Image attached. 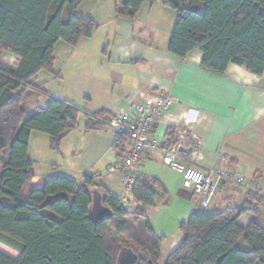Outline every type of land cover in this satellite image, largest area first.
<instances>
[{
  "label": "trees",
  "instance_id": "1",
  "mask_svg": "<svg viewBox=\"0 0 264 264\" xmlns=\"http://www.w3.org/2000/svg\"><path fill=\"white\" fill-rule=\"evenodd\" d=\"M90 0H0V54L19 60L16 69L0 65V244L17 252L13 259L0 252V264H161L158 236L145 214L166 193L160 181L140 175L133 190L138 204L130 211L120 198L101 190L113 217L96 225L90 217L95 178L82 183L57 177L26 193L33 180L28 158L33 131L50 137L58 150L62 140L78 128L108 127L114 117L107 110L94 113L49 95L37 75L53 72L54 49L62 41L77 46L97 29L91 17L75 14ZM117 15L133 20L147 0H116ZM176 13L168 52L180 59L203 54L201 67L223 75L230 65L264 76V0H162ZM58 77V74H56ZM41 95L46 107L30 115L29 100ZM168 145L176 142V129L167 131ZM118 157L121 146H116ZM260 195L249 192L240 207L218 213L194 212L179 225L181 244L163 264H264V210ZM250 213L244 229L238 220ZM133 221H130V219ZM121 237V238H117ZM127 238V239H125ZM123 251V253H122Z\"/></svg>",
  "mask_w": 264,
  "mask_h": 264
},
{
  "label": "crops",
  "instance_id": "2",
  "mask_svg": "<svg viewBox=\"0 0 264 264\" xmlns=\"http://www.w3.org/2000/svg\"><path fill=\"white\" fill-rule=\"evenodd\" d=\"M166 9L162 0H147L129 20L117 15L116 0L83 2L75 14L93 18L97 29L75 47L58 42L53 72L42 71L36 77L50 96L90 113L107 110L114 118L134 98L170 96L174 100L172 109L152 131L153 148L143 154L140 169L141 175L158 179L166 193L154 206L145 208L155 233L165 238L161 246L164 261L183 241L180 223L194 212H205L198 207L197 198L183 190L182 174L164 165L162 150L154 147L167 140L169 128L176 129L177 134L181 129L188 131V148L195 146V139L201 142L202 169H210L218 157H223L249 184L264 191V76L236 65H230L223 75L207 72L201 67L200 51L186 59L171 55L168 43L174 25L165 37L163 25H159ZM19 63L15 59L13 66H1L16 69ZM47 104V97L33 96L29 100L30 115ZM78 123L58 150L52 149L48 135L31 133L28 158L34 177L26 193L42 188L51 178L82 183L85 176H91L97 187L89 191L105 189L117 197L115 179L123 185V172L111 126L87 131L84 115ZM244 201L238 187L225 184L208 210L218 213L240 207ZM133 205L126 207L133 211L140 204L134 201ZM251 220L252 215L247 213L238 224L246 229ZM168 224L177 230L169 233L165 227Z\"/></svg>",
  "mask_w": 264,
  "mask_h": 264
},
{
  "label": "built area",
  "instance_id": "3",
  "mask_svg": "<svg viewBox=\"0 0 264 264\" xmlns=\"http://www.w3.org/2000/svg\"><path fill=\"white\" fill-rule=\"evenodd\" d=\"M173 105L174 100L170 96L153 100L134 98L129 101L127 109L116 113L110 126L115 145L122 148L121 168L125 194L120 200L123 205H133V190L140 179L143 154L153 148L152 131ZM187 134L186 129H181L174 144L168 145L165 141L154 147L162 150L164 165L182 174L183 190L197 198L198 207L202 211L213 205L220 188L225 184L238 187L242 196L249 192L260 195L263 203L258 208L264 210V191L249 184L242 172L231 167L227 159L218 157L210 169H202L199 165L203 158L199 149L201 142L195 139V146L188 148Z\"/></svg>",
  "mask_w": 264,
  "mask_h": 264
},
{
  "label": "rangeland",
  "instance_id": "4",
  "mask_svg": "<svg viewBox=\"0 0 264 264\" xmlns=\"http://www.w3.org/2000/svg\"><path fill=\"white\" fill-rule=\"evenodd\" d=\"M175 12L171 11V9L169 10L168 8L166 9V13L164 14V16H160L161 17V21L159 25H163L164 30L162 29V32L165 33L164 37L168 35V33L170 32V30L172 29L173 25H175ZM167 29V30H166ZM171 33V32H170ZM7 56L9 58H7ZM14 58V59H13ZM16 59V57H12L11 54H9L8 52H2L0 54V65H9V66H13V62ZM115 188H116V195L117 198H121L124 194H125V189L122 185L121 182V186H120V180L119 179H115ZM134 207L131 206V208ZM211 210H207L205 212L209 213ZM130 221H133V219L131 218ZM167 231L169 233H172L173 231L177 230L176 226H173L172 224H168L167 226H165ZM117 238H121V237H117ZM122 239V238H121ZM127 239V238H125ZM0 252L4 253L5 255L13 258V259H18L19 258V254L11 249H9L8 247L0 244ZM165 261L162 259L161 260V264H163Z\"/></svg>",
  "mask_w": 264,
  "mask_h": 264
},
{
  "label": "water",
  "instance_id": "5",
  "mask_svg": "<svg viewBox=\"0 0 264 264\" xmlns=\"http://www.w3.org/2000/svg\"><path fill=\"white\" fill-rule=\"evenodd\" d=\"M92 194V205L90 207V217L93 222L98 225L99 223L111 219L113 217V212L104 203V197L102 193L98 190L91 192ZM123 253V251H122ZM138 258L135 256L126 255L124 257L125 264H135Z\"/></svg>",
  "mask_w": 264,
  "mask_h": 264
}]
</instances>
